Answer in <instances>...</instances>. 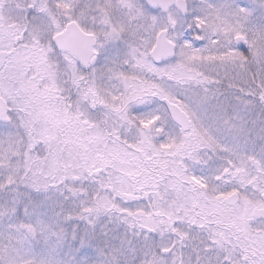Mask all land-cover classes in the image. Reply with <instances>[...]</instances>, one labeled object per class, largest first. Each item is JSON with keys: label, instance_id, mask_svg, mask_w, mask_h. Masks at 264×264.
<instances>
[{"label": "snow or ice", "instance_id": "1", "mask_svg": "<svg viewBox=\"0 0 264 264\" xmlns=\"http://www.w3.org/2000/svg\"><path fill=\"white\" fill-rule=\"evenodd\" d=\"M0 264H264V0H0Z\"/></svg>", "mask_w": 264, "mask_h": 264}]
</instances>
